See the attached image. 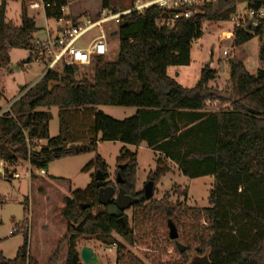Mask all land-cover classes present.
I'll return each mask as SVG.
<instances>
[{
	"label": "trees",
	"instance_id": "obj_1",
	"mask_svg": "<svg viewBox=\"0 0 264 264\" xmlns=\"http://www.w3.org/2000/svg\"><path fill=\"white\" fill-rule=\"evenodd\" d=\"M5 1L0 0L1 70H8L11 48L30 53L38 31L34 18L27 14L32 0H20L19 25L6 21ZM50 1L55 5L46 8V17L61 16L60 6L68 0ZM235 1L245 8L264 7V0H217L173 27L155 25L168 12L164 8L151 5L132 11L120 18L116 29V60L94 57L92 79L77 77V66L47 70L0 113V160L7 166L26 161L31 168L45 171L55 159L94 149L98 140L129 145L144 141L157 154L156 167L148 173L153 181L170 170L169 162L187 177L214 178L208 207L173 202L167 195L146 200L142 190H135V152L120 149L116 175L121 182L115 185L108 180L105 163L96 156L83 169L99 171L102 185L94 173L84 188L63 198L59 210L66 221L61 240L66 244L64 264H83L80 238L104 246L116 243L115 264H193L188 253L197 250L207 254L210 264H264V67L251 73L241 60H231L226 94L209 85L216 74L209 65L200 69L189 88L166 72L169 66L189 65L192 43L201 36L202 23L229 19ZM106 6L103 0L102 8ZM262 34L264 22L249 23L234 29L233 44L240 46ZM258 59L264 64V44ZM28 86H21L19 93ZM98 105L136 110L117 120L95 110ZM51 107L58 109L59 120L58 134L52 137L48 133ZM5 171L6 178H11ZM106 186L137 200L131 205V226H123L98 203V194ZM97 207L101 209L94 211ZM168 222L185 251L179 252L169 237ZM23 223L15 225V232L24 235L15 257L6 259L0 252V264H40L28 252ZM59 249L44 264H57Z\"/></svg>",
	"mask_w": 264,
	"mask_h": 264
},
{
	"label": "rangeland",
	"instance_id": "obj_2",
	"mask_svg": "<svg viewBox=\"0 0 264 264\" xmlns=\"http://www.w3.org/2000/svg\"><path fill=\"white\" fill-rule=\"evenodd\" d=\"M72 3L66 4L64 14L67 16H87L94 17L102 9L103 0H68ZM107 6L104 8L107 13L112 10L119 11L132 7L136 2L146 0H106ZM245 7L244 3L234 5V10H240ZM22 4L20 0L5 1V19L14 25L21 22ZM27 14L36 20L39 27L47 25L53 27L52 20L45 21L35 10H27ZM231 14V15H232ZM230 15V17H231ZM219 21H205L201 26V36L193 41L191 47L190 64L188 66L170 67L167 70L169 75L174 76L178 73L177 82L184 87H192L198 77L200 69L209 64L216 74L209 85L217 88L223 94L229 92L230 84L228 82V68L231 60H241L247 70L251 73L257 68H263L264 64L258 59L259 48L264 44V34L255 35L250 40L240 46L233 44L232 38L219 40L223 31H233V22L230 19ZM115 24L107 23L104 30L108 38V50L105 59L114 61L118 53V34L111 35L116 31ZM42 30V29H41ZM96 33L91 31V36ZM43 31L34 34V37H40ZM226 50L227 54L222 55ZM29 57V51L21 48H11L9 50L8 70L0 69V111L6 109L14 97L19 94V89L23 85L35 83L45 71L42 63L32 62L23 65ZM92 64L85 67H77V77H86L92 79ZM95 110L121 120L132 116L136 108L131 106L117 105H98ZM42 110V109H41ZM51 118L48 122L49 136L58 134L59 120L58 109L51 107L49 109ZM44 144V142L42 141ZM124 147L136 153V171H135V190H142L144 184L150 176L148 173L156 167L157 154L147 147L144 141L138 145L123 144L119 141H100L98 140L94 149L85 152L68 155L50 162L41 174L40 170L33 169L26 161L18 162L8 167L10 173H17V177L6 178L0 172V252L6 259L15 257L16 251L23 242V233L19 230L11 233L13 226L26 225L28 236V252L40 264H44L51 253L59 246V257L57 264L65 263L66 244L61 242L65 230L66 221L59 214L63 198L69 196L73 190L84 188L96 173L94 168L84 170V166L99 156L106 165L108 180L115 185L116 180V157L120 149ZM4 166L7 165L3 162ZM170 170L158 180H154L153 196L151 199L157 200L167 195L173 202L184 201L192 207H208L209 191L214 183L213 176L205 175L190 178L183 175L177 166L169 162ZM4 172L5 169H4ZM97 207L94 211H99ZM133 208L127 207L123 211L125 223L131 226ZM114 238L122 241L121 237L113 234ZM167 246V243H165ZM83 245L90 246L101 258V263H112L114 258V249L104 250L96 242L88 241L86 238H80L78 248ZM131 250L139 255L135 248ZM171 250H167L170 252ZM207 256L206 253L192 251L188 253L189 263L197 258ZM84 264V263H83Z\"/></svg>",
	"mask_w": 264,
	"mask_h": 264
},
{
	"label": "built area",
	"instance_id": "obj_3",
	"mask_svg": "<svg viewBox=\"0 0 264 264\" xmlns=\"http://www.w3.org/2000/svg\"><path fill=\"white\" fill-rule=\"evenodd\" d=\"M217 0H146L144 2H136L132 7L116 12L107 13L104 8L94 17L87 16H67L64 14L65 6H60L61 16L57 18H47L45 15L46 8L55 5L50 0H32L27 4V10H35L47 22L52 20L53 27L44 26L43 35L34 37L32 40V49L29 57L25 60L23 65H28L32 62L42 63L45 66V71L54 70L63 66H77L85 67L91 64V61L96 56L105 55L108 50V38L104 30V25L113 23L118 26L120 18L132 11H142L151 5L164 8L168 12L156 20L157 27H173L177 22L186 20L192 16L194 11L211 3H216ZM237 2L235 1V5ZM230 19L233 22V28H243L247 24H256L257 22H264V7L258 9L243 8L235 10ZM233 31H223L220 34L219 40L226 38H234ZM96 33L91 36V31ZM195 41V40H194ZM227 51L223 50L222 55H226ZM10 104L6 109L0 111L2 113L8 110ZM3 176H6L4 169L0 170ZM45 171L41 170L43 174ZM11 178L17 177V173L8 174ZM17 230L13 226L11 233ZM105 251L114 249V258L112 263L115 264V248L116 243L110 246L101 245ZM97 255L98 253L93 250ZM101 263V258L98 255Z\"/></svg>",
	"mask_w": 264,
	"mask_h": 264
},
{
	"label": "water",
	"instance_id": "obj_4",
	"mask_svg": "<svg viewBox=\"0 0 264 264\" xmlns=\"http://www.w3.org/2000/svg\"><path fill=\"white\" fill-rule=\"evenodd\" d=\"M115 34H117V31H113L111 33V35H115ZM206 65L208 66L209 64H206ZM42 76L43 75H41V77ZM33 84L29 85L26 89L21 91L9 104L13 103L19 96H21ZM95 180L98 181L99 186H101L102 176H101L99 171H96V173H95ZM115 182L117 184L121 182L118 175L116 176ZM153 185H154L153 179L149 178L148 181L144 184V186L142 188L143 196L146 200L151 199L153 196ZM115 195H116V197H115V200L113 201V197ZM97 201L100 205L105 206L106 212L109 215H113V216L118 217L119 222H121L122 225L125 226V220H123L124 218H123V215L121 212H123L125 210V208L133 205L137 200L135 198L130 197V196L124 195L120 190L115 193V190L112 187L106 186V187L101 188V190L98 194ZM111 201H113V204H110ZM86 206L87 205L84 204V205H82V208H85ZM168 228H169V237L175 241V246H176L177 250L179 252L185 251L186 247L176 240L177 232H176V229L171 222H168ZM79 258H80L81 262L84 264H98L100 262L98 255L88 245H83L79 249ZM192 263L193 264H210L207 256L199 257Z\"/></svg>",
	"mask_w": 264,
	"mask_h": 264
},
{
	"label": "crops",
	"instance_id": "obj_5",
	"mask_svg": "<svg viewBox=\"0 0 264 264\" xmlns=\"http://www.w3.org/2000/svg\"><path fill=\"white\" fill-rule=\"evenodd\" d=\"M67 3L70 4V3H72V2L69 1V2H67ZM128 8H130V7H128ZM128 8L121 9V10H119V11H123V10H126V9H128ZM35 22H36V20H35ZM36 25H37V24H36ZM37 27H38V31H37L36 33L40 32V31H43V27H39L38 25H37ZM41 29H42V30H41ZM36 33H35V34H36ZM189 64H190V63H189ZM187 66H188V65H187ZM170 67H178V66H169V67H167V70H168ZM179 67H180V66H179ZM167 70H166V72H167ZM199 73H200V72H199ZM167 74H168V73H167ZM168 75H169V74H168ZM169 76L175 78V80L177 81L176 78L178 77V73H175L174 76H172V75H169ZM14 98H15V97H14ZM14 98H13V99H14ZM8 105H9V103L7 104V106H8ZM7 106H6V107H7ZM39 144H43L42 141H40ZM3 165H4V164H3V161L0 160V170L3 169ZM8 167H9V166H6V167L4 166V169L6 168L7 170H9ZM44 173H45V172H44Z\"/></svg>",
	"mask_w": 264,
	"mask_h": 264
},
{
	"label": "flooded vegetation",
	"instance_id": "obj_6",
	"mask_svg": "<svg viewBox=\"0 0 264 264\" xmlns=\"http://www.w3.org/2000/svg\"><path fill=\"white\" fill-rule=\"evenodd\" d=\"M101 185H102V181H101ZM103 188V187H102ZM115 197H116V195L113 197V201L115 200ZM113 201H111V203L110 204H113ZM105 207V206H104ZM122 213V215H123V212H121Z\"/></svg>",
	"mask_w": 264,
	"mask_h": 264
}]
</instances>
